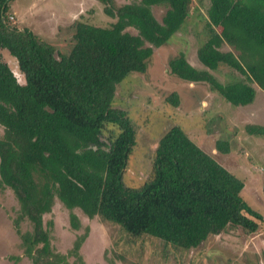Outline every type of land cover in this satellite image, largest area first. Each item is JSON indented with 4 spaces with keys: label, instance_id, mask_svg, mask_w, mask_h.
<instances>
[{
    "label": "trees",
    "instance_id": "16d2710c",
    "mask_svg": "<svg viewBox=\"0 0 264 264\" xmlns=\"http://www.w3.org/2000/svg\"><path fill=\"white\" fill-rule=\"evenodd\" d=\"M9 1L0 0V49L14 57L22 79L0 61V187L17 200L14 224L31 264H86L80 248L88 226L66 254L52 248L44 215L55 199L69 210L75 230L81 228L77 208L132 237L152 236L180 251L229 225L248 233L259 229L254 219L264 220L241 197L243 181L178 125L158 139L148 178L138 187L123 180L136 131L127 112L113 106L116 86L129 74L146 71L153 49L185 23L192 0L121 5L98 0L112 22L74 21L67 53L11 23ZM153 6L166 7L160 20ZM202 30L205 38L196 55L205 68L193 66L180 52L168 60L169 71L183 81L208 84L233 105L252 103L253 84L264 90V0H209ZM225 44L229 49H222ZM221 65L241 76L220 82L211 71ZM167 101L177 105V94ZM245 130L264 136L262 124L248 123ZM216 149L229 152V139H217ZM22 221L30 229L20 231Z\"/></svg>",
    "mask_w": 264,
    "mask_h": 264
},
{
    "label": "rangeland",
    "instance_id": "374dc122",
    "mask_svg": "<svg viewBox=\"0 0 264 264\" xmlns=\"http://www.w3.org/2000/svg\"><path fill=\"white\" fill-rule=\"evenodd\" d=\"M139 0H115L116 5ZM209 0H192L191 11L183 26L169 41L153 49L144 73H131L116 86L113 106L124 109L136 131V143L130 154L123 180L138 187L149 176L155 148L160 136L172 125L180 126L186 134L217 162L243 181L240 192L243 200L264 220V136L249 134L248 123L264 125V90L253 84L252 103L233 105L204 82H186L173 75L168 60L180 52L190 64L205 68L196 51L203 42V24ZM166 7L153 6L154 16L160 20ZM10 22L18 28H28L43 41L51 43L56 52L67 53L72 44L71 24L81 20L107 26L112 18L103 12L98 0H10ZM134 33V29L128 28ZM223 50L229 49L223 45ZM0 61L16 67L14 57L0 49ZM19 76L17 68H14ZM211 73L222 83L241 75L221 65ZM178 96V104L167 101L171 93ZM3 128L0 126V136ZM217 139H229L230 150L216 149ZM81 228L69 223V210L55 199L51 211L44 215L50 230L52 248L66 254L76 235L89 227L88 236L80 248L86 264H264V221L254 219L260 226L248 233L239 226L229 225L224 231L210 235L199 246L186 251L152 236L132 237L122 228L99 218H88L80 209L73 210ZM18 203L7 187H0V264H31L23 254L21 240L14 220ZM20 231L30 229L27 221ZM73 262V257L68 258Z\"/></svg>",
    "mask_w": 264,
    "mask_h": 264
}]
</instances>
